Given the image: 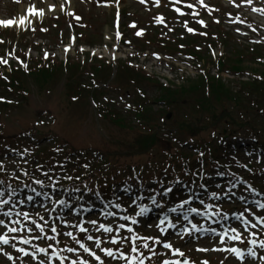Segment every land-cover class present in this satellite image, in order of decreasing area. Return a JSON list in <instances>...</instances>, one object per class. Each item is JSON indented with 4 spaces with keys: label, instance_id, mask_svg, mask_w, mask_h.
<instances>
[{
    "label": "rangeland",
    "instance_id": "obj_1",
    "mask_svg": "<svg viewBox=\"0 0 264 264\" xmlns=\"http://www.w3.org/2000/svg\"><path fill=\"white\" fill-rule=\"evenodd\" d=\"M187 1V0H182ZM209 1V2H208ZM203 0V3L205 5H199L197 11H190L188 16V20H190L191 26L197 28V23L194 22L196 18L202 17L205 22L211 20L212 17H216L220 15L221 17H216V20L219 18H222L221 22H223V26L227 28V26L224 24L227 20L224 18L225 16H244L248 15V12H239L235 6H232L233 4L237 5L238 8H244L249 7V3H245V0H240V2L235 1L236 3L231 4L229 0ZM220 1V2H218ZM264 1V0H261ZM38 4L39 8H42L46 12V16H43L41 18H37V22L34 24L32 28L26 29L25 28V34L19 35L17 32H13L10 41L12 44L11 49H5L3 54L5 57L10 58V55H17L18 57H22L25 60L30 58L31 59H37L39 57H43V51H51L52 55L51 57L58 58V60H66L70 57H74L77 60H85L83 58H86L84 53L80 52L83 45L88 44L89 40L85 38L77 39L78 40V47L75 48V50H72L70 54L66 53L63 48L66 45H69L73 38V29H72V21L70 18L69 13L77 18L86 17L87 21L91 22L89 25L90 31L95 30L97 31L98 28H104V35L105 37V43L110 46V43H108V40L111 39L110 36V29H107L108 23H112V20L114 18V11L116 6L123 8V10L126 12L123 16L124 19H128V21H136V22H143L146 28L150 30L149 24L152 21L153 23H156V21L160 20V15H163L164 12L167 14H170V20L174 22V26H177L179 30V34H183L185 31V26L183 24V21H187L186 17H177L170 13V10L163 6L162 8L156 7L157 2L155 3V0H121L117 4L106 3L99 4L96 0H71V5L68 7V11H63L61 9V6H63V3H59L56 8L57 10L55 12H48V6L54 5L53 0H0V18L6 19V18H19L20 16L25 14L26 7L28 4ZM198 2V4H200ZM116 5V6H115ZM246 5V6H245ZM137 11V13H134ZM160 13V15H159ZM196 14V15H195ZM195 15V16H194ZM230 22L234 23V19H230ZM59 22L57 24V29L54 28V23ZM42 27H46L47 30L46 33L42 34L41 31H39ZM145 28V29H146ZM51 29V32L50 30ZM97 29V30H96ZM144 29V30H145ZM1 30V28H0ZM6 36H9L10 34L6 33ZM21 36V37H20ZM182 36V35H181ZM241 45V44H240ZM115 46H120V44H117ZM150 48V47H148ZM102 50H105V46H101V48L97 49V53L103 54ZM107 50H105L106 52ZM112 51V49H111ZM9 52L10 55L7 53ZM25 52L27 53L25 55ZM124 55L123 52L119 53L118 58H122ZM14 62H17L16 60ZM246 65H249L250 68L258 69L256 65L253 64V62L248 61ZM113 73V72H112ZM62 83L57 82L54 87H49L52 91V94L46 95L42 99L41 97L32 96V107H11L13 108V114L11 117H8L5 119L10 127H13L17 124V116L23 118H29L30 116H36L39 114L40 109L39 105H44V107L48 106L53 111H58L61 109V103L64 99L63 96H60V92L62 90ZM48 88V89H49ZM146 92L150 95V97H154L156 91H154L151 87H145ZM105 95L99 96L100 100L102 101L103 105L107 106V101H114V111L116 113H119L121 116L126 117L127 119H130L132 122V125H134L136 128H140V125H135L138 123V121L134 118L135 116L131 114V112L128 111V108H125L124 101L122 100L120 95H125L129 93L127 97L129 100H133L135 92L133 91L132 87L130 85L126 86V89H124L122 92H114L109 91L107 92V89H105ZM39 98V99H38ZM41 99V100H40ZM88 106L85 104V102H76L74 105H72V108L70 107L67 112H65L61 116V121L58 124V122H52L53 125H56L54 128V131H52L54 134L52 136H58L61 140L69 139V140H75L79 144H87V143H96V138H98V141L100 143L107 142V139L109 137V134L113 137H120L125 138L127 137L126 132L122 131L118 126H114L112 123V120H104V119H97L94 118L90 112V110H87ZM17 116H16V115ZM42 119H46L48 121H51L50 113H45L42 115ZM135 120L137 123L134 124ZM126 126L130 125V121L126 120ZM124 120H121V126H123L122 123H125ZM223 128V127H221ZM43 136H46V134H43ZM41 138V136H37ZM32 143V149H36L39 147L41 143L44 145H48L52 143L53 146L56 147L55 144H57L56 140L49 141L43 139L40 143L39 141H36L34 139H31ZM61 142V141H60ZM233 144V143H232ZM238 146V145H237ZM233 149V147H232ZM21 156H18V154H12L9 159L4 162L5 166L4 168L7 170H11L19 173L20 166L24 167V164L22 162ZM212 184H219L216 180H210ZM151 185V184H149ZM225 187V184H224ZM227 187V188H226ZM226 193H230L232 189H234L233 183H228L226 186ZM225 192V189L224 191ZM232 193V192H231ZM225 196L224 193H220L219 196L216 197H223ZM193 243V242H192ZM194 244V243H193ZM201 246V245H200ZM200 246L194 244L193 250L199 248ZM223 255L221 256L222 264L224 263ZM224 264H233L231 262H226ZM261 264V263H260Z\"/></svg>",
    "mask_w": 264,
    "mask_h": 264
},
{
    "label": "snow or ice",
    "instance_id": "obj_2",
    "mask_svg": "<svg viewBox=\"0 0 264 264\" xmlns=\"http://www.w3.org/2000/svg\"><path fill=\"white\" fill-rule=\"evenodd\" d=\"M248 2L250 3L251 0H248ZM189 7H191V5H189ZM28 11H29V12H32V11H34V9L29 8ZM177 11H180V10L177 9ZM24 19H25V18H24L23 16H21L19 22H20V23H23V22H24ZM14 23H16V21H14V20H12V19L0 20V25L9 26V25H13ZM200 23L203 24L204 22H203V21H200ZM189 31H193V29H189ZM137 34L139 35L140 33H137ZM36 183L40 184V183H42V182L39 181V180H37ZM167 191H171V189H168ZM3 195H4V193H3V192H0V197H2ZM212 195L215 196L216 194L213 193ZM28 199L31 200L32 197H28ZM153 202L155 203V200H153ZM8 203H9L8 200L0 199V205H6V204H8ZM21 203H23V201H22ZM60 203H64V201H60ZM184 203H188V201H184L182 204L178 205L177 207H173V208H171L170 211H171V212H177L178 209H182V208H183V204H184ZM201 203H203V201H201ZM117 207H119V205H117ZM206 207H211V206H206ZM259 207L262 208V209H264V204H260ZM147 211H148V209H147L146 207L141 208L139 214H143V213H145V212H147ZM188 211H189V212H192V213H196L197 215L200 214V211H199L198 208H190ZM4 215H5V216L10 215V212H5ZM110 215H111V213H110ZM24 218H25V219H28V215H27V213L24 214ZM238 218H239V217H238ZM124 219H126V220H131L133 224H136V223H137V220L135 219V217H125ZM167 219H168L167 216H165L164 218L160 219L159 224H160V225H163ZM184 219H185V220L188 219L187 215L184 216ZM247 222H248V221L246 220L245 223H247ZM90 223H92L93 225H95L96 221H90ZM4 224H5V221H4V220H0V225H4ZM38 227H39V226H38ZM119 227H120V228H125L126 225L121 224ZM169 227L174 228L175 225H174L173 223H171V221H169ZM196 227H197V226H196L195 224L192 225V229H196ZM99 228H100V229H103V231L106 232V233H111V232H113V228H112V227H110V226H106V225H104V224H100V225H99ZM40 230L43 231V227H41ZM52 230H53V232L56 231L55 228H53ZM9 231H11V232H15V231H17V229H15V228H9ZM81 231H82V232H86L87 229L81 227ZM128 231H129L130 233H133V240H132V246H131V251H132L133 253H136V252L139 251V249H138V247H137V245H136V240H140V241L143 242V247H144L145 249H149V251H151L153 255H156L157 253H155V251H153V250L151 249L150 244H149V241H152L153 243H156V244H162L163 247H164L165 249L172 250L173 255H179V256H183V255H184L183 252L180 251L179 248H173V245H172L170 242H166V241L162 240L159 236H157V237H141V236L136 235L135 232H134V230H133L131 227H128ZM160 231H161V232H166L167 230L161 228ZM212 231L214 232L215 230H212ZM232 231L235 233V232H236V229L233 228ZM68 235H71V233H68ZM230 238H231V239H236V240H238V239H240V236H239V234H237V235H235V236H233V237H230ZM52 239H55V237H52ZM73 239H75V237H73ZM87 239H88V240H94V241H95V245H96V247H97V248H100V244H101V242H100L99 240L95 239L93 236H88ZM221 239L223 240V236H221ZM24 242L27 243V241H24ZM112 242H113V243H116V238H115V237H112ZM0 243L8 244V243H9V240H8L6 237H4V236H0ZM77 243H80V241L77 240ZM253 243H255V241H253ZM261 246L264 247V241L261 242ZM80 247L83 249L84 252L88 253V254H89L90 256H92L96 261H98L99 264H104V262H103V260L101 259V257H100L99 255H97L96 252L93 251L91 248L85 246V245L82 244V243H80ZM198 250H199V251H208V249H198ZM214 250H219V249H214ZM229 250L232 251L233 253H235L238 257H240V256L242 255V254H241V250H240L239 248H231V249H229ZM19 251L23 252L24 249H19ZM39 251H40L41 253H45V254H47V251H46L45 248H40ZM67 251H69V252H74L75 249H73V248H68ZM101 251H103V252H104L107 256H109V257H114V252H113V249H112V248H102ZM53 255H56V253H53ZM120 256H121V258L126 259L127 264H144V257H143L142 254H141L139 257H135V256H133V257H130V258H129V257L125 256V254H124L123 252H121V253H120ZM61 260H63V258H61ZM39 264H45V261L41 260V261L39 262ZM72 264H88V262H87V261H83V260H80V261L73 260V261H72ZM161 264H181V262H180L179 260L165 259V260H163V261L161 262ZM183 264H189V261H188L187 259H185V260L183 261ZM202 264H208V262H207V261H203Z\"/></svg>",
    "mask_w": 264,
    "mask_h": 264
},
{
    "label": "trees",
    "instance_id": "obj_3",
    "mask_svg": "<svg viewBox=\"0 0 264 264\" xmlns=\"http://www.w3.org/2000/svg\"><path fill=\"white\" fill-rule=\"evenodd\" d=\"M238 63H239V61H238ZM41 75H42V77H46V75L43 72H41ZM14 86H15V84H13V87ZM259 87H260V89H264V83L260 84ZM211 89H212L211 96L214 98V100H215V98H217V100H220V98L225 94V91L222 88V85L221 84H218L216 82H214L213 86H211ZM185 93H186V91H184V94ZM170 94L172 95L173 98H175L178 93H172L171 92ZM212 111L214 112V114L217 113V110L216 109H213ZM185 122L187 124H189V129H191V122H190V120H188V121L186 120Z\"/></svg>",
    "mask_w": 264,
    "mask_h": 264
},
{
    "label": "bare ground",
    "instance_id": "obj_4",
    "mask_svg": "<svg viewBox=\"0 0 264 264\" xmlns=\"http://www.w3.org/2000/svg\"><path fill=\"white\" fill-rule=\"evenodd\" d=\"M16 23H17V24H15V25H20V26L23 24V23H20V22H16Z\"/></svg>",
    "mask_w": 264,
    "mask_h": 264
}]
</instances>
